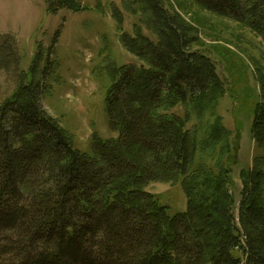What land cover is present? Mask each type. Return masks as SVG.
<instances>
[{"label":"trees","instance_id":"obj_1","mask_svg":"<svg viewBox=\"0 0 264 264\" xmlns=\"http://www.w3.org/2000/svg\"><path fill=\"white\" fill-rule=\"evenodd\" d=\"M134 1L156 41L140 31L124 37L140 64L108 71L104 100L116 137L94 134L92 154L77 149L43 107L47 84L35 59L0 104V264H264V174L242 173L235 216L230 169L214 175L192 165L199 138L188 124L217 99L215 66L162 0ZM194 1L264 37V0ZM44 3L50 13L84 8L80 0ZM256 114L258 129L259 106ZM223 133L217 126L205 143ZM178 181L183 212L146 190Z\"/></svg>","mask_w":264,"mask_h":264},{"label":"rangeland","instance_id":"obj_2","mask_svg":"<svg viewBox=\"0 0 264 264\" xmlns=\"http://www.w3.org/2000/svg\"><path fill=\"white\" fill-rule=\"evenodd\" d=\"M162 1L193 28L198 39L195 48L213 62L219 76L217 99L188 124L199 138L192 165L214 175L230 169L227 187L237 216L242 173L264 174V123L255 128L258 106L264 117V37L194 0ZM80 2L84 5L80 11L50 13L44 0H0V104L17 88L18 74L27 73L37 60L47 84L44 109L59 120L77 149L92 154L94 134L116 137L108 126L104 100L111 84L110 67L140 64L122 39H135L138 31L151 41L156 37L134 0ZM217 126L224 133L208 146L205 139ZM146 190L168 205L171 213L187 208L180 181L151 182Z\"/></svg>","mask_w":264,"mask_h":264}]
</instances>
